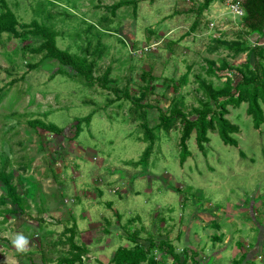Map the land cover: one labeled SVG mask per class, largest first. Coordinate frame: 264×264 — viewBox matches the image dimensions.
Here are the masks:
<instances>
[{"label":"rangeland","instance_id":"rangeland-1","mask_svg":"<svg viewBox=\"0 0 264 264\" xmlns=\"http://www.w3.org/2000/svg\"><path fill=\"white\" fill-rule=\"evenodd\" d=\"M2 1L20 24L37 22L57 34L59 49L96 65L90 85L39 53L44 39L30 29L19 28L20 37H0V169L14 174L13 183L28 201L25 213L8 199L0 203V211H15L0 217V264H57L71 249L66 230H75L77 245L88 249L84 264H116L115 255L132 248L134 237L149 257L166 264L168 247L202 221L214 228L205 237L198 233L199 245L206 246L202 253L192 240L193 254L209 264H232L235 251L252 241L262 259L250 264H264V124L255 127L248 104L229 106L226 118L239 129L232 134L238 145L226 144L216 129L201 151L194 133L184 164L181 126L160 128V110L170 114L175 100L187 115L197 116L204 101L201 83L236 85L242 73L249 74L248 60L256 67L253 54L237 55L239 45L264 46L246 29L245 16L221 0L201 15L207 0H136L137 9L116 13L112 7L127 0H0V14ZM198 20L204 33L195 43L183 42L197 31L192 27ZM213 64L217 72L228 66L222 79L218 73L209 77ZM60 69L67 74L57 75ZM108 72L105 89L100 80ZM89 116L90 123L84 121ZM35 120L66 131H37L29 124ZM146 127L153 130V151L138 165L151 146ZM6 195L0 183V200ZM217 225L229 229L230 245L221 244ZM19 236L26 239L22 249L14 243Z\"/></svg>","mask_w":264,"mask_h":264},{"label":"trees","instance_id":"trees-1","mask_svg":"<svg viewBox=\"0 0 264 264\" xmlns=\"http://www.w3.org/2000/svg\"><path fill=\"white\" fill-rule=\"evenodd\" d=\"M150 3H155L157 0H143ZM215 0H207L203 7L200 9L199 14H203L208 10ZM139 2L136 0L121 1L112 7V12L116 13L119 9L129 6H134L137 9ZM3 11L0 14V37L3 34H13L15 37H20L19 28L30 29V31L44 39V43L37 50L39 53H46L47 58H52L59 61L65 68H71L78 76L86 79L90 85L94 84V67L96 62L89 60L88 57H81L73 55L70 52L63 51L57 46V34L48 30L45 27L40 26L37 22L30 25L20 24L16 15L10 10L6 1H2ZM245 17L244 25L246 29L252 35H259L258 43L264 45V0H246L244 2ZM198 24L195 22L192 29L196 31ZM237 55L244 53H251L256 59V67H252L251 61L248 60L244 64V68L249 74L242 73V77L236 85H233L231 80H228L227 84L223 87H215L212 82L201 83L200 90L204 94V101L201 102L200 108L196 109L197 116L190 117L180 107L178 101H174L175 104L170 114L160 110V128L166 131L172 130L175 126H181V142L180 147L182 151L183 164L191 156L188 148V142L192 135L196 133L197 143L201 151L205 150V145L210 142L209 133L211 131L218 130L221 138L226 144L237 146V141L232 137L239 131L238 127L233 125L226 117L229 113L228 107H240L243 104H248V115L254 120L255 127L260 129L264 124V109L262 102L264 103V46L261 48H254L249 50L248 47L242 48L241 45L237 48ZM251 51V52H248ZM217 64H213L209 67L207 73L209 77H212L213 73L220 79L223 75L220 72H225L229 69L226 64H223L217 72ZM189 73V72H188ZM67 74L64 70H59L57 75ZM188 75L182 77L183 85H186L189 81ZM103 87H109V72L100 80ZM138 101L137 103H140ZM138 107H142L138 105ZM215 107V108H213ZM92 116L84 119L90 123ZM82 122L78 123L75 129L76 137H79L82 133ZM30 126L35 130H43L44 132L52 133L58 136H62L65 133V129H61L54 124H46L43 121L35 120L29 122ZM146 134L151 141V146L147 149L142 160L138 163H147L150 159L154 146L153 130L146 127ZM14 174L7 170L0 169V183H2L7 189L6 198H1V204L7 205V199L11 202L13 207H17L15 211L25 213L28 208V201L19 193L18 186L13 183ZM12 210L0 211V217L5 213L15 212ZM7 214V215H8ZM133 221V220H131ZM70 232L71 236L68 241L71 245V249L65 258H61L57 264H84L85 256L88 253V249L85 246H79L75 242V230H66ZM135 234V233H134ZM135 243L132 248H121L115 255L113 262L116 264H160L157 262L154 256L149 257L148 249L138 244V239L133 238ZM164 244V243H163ZM167 247L166 245H164ZM170 246V245H169ZM155 248L156 245L152 243L151 248ZM171 247V246H170ZM242 262V261H241ZM240 261H235L233 264H240Z\"/></svg>","mask_w":264,"mask_h":264},{"label":"crops","instance_id":"crops-1","mask_svg":"<svg viewBox=\"0 0 264 264\" xmlns=\"http://www.w3.org/2000/svg\"><path fill=\"white\" fill-rule=\"evenodd\" d=\"M212 12H213V10H212ZM208 13H210L209 11H207V13L205 14V16H207L208 15ZM197 23V22H196ZM198 25H201L202 23H201V21L200 20H198V23H197ZM202 27L200 28V27H198L197 28V31L195 32V33H193L192 34V38L191 39H186L185 41H183V42H187V44H192V43H195V41L197 40V38H198V36H200L201 34H203L204 33V26L203 25H201ZM205 35H206V33H205ZM182 42V43H183ZM181 44V43H180ZM190 51V50H189ZM191 52V51H190ZM195 55L197 56L198 55V53L196 54L195 53ZM192 56V55H191ZM219 211H221V210H219ZM133 220H135V219H133ZM229 223L230 224H233V223H235V225H236V220H233V221H229ZM228 223V224H229ZM162 224H164L165 225V223H162ZM181 224L183 225V220L181 221ZM130 227L132 226V224L131 225H129ZM181 226V225H180ZM198 229H197V227H196V225L194 226V225H191V227L189 228V229H187L188 227H186V233L181 237V239L180 240H182L183 242H185V243H187V246L185 245L184 247H183V245L180 243V240H179V238H178V240L176 241V242H174L173 243V245H172V247H168V250H170V252L169 253H166L165 254V256H164V259H166V255H169L170 257H169V259H167V261H168V263H166V264H169V262H170V260H172L174 263H175V259L174 258H178V260H180V258L182 257V255H184V258L185 259H183L181 262H176L175 264H177V263H179V264H186L187 263V256H188V254H190L189 256H191V257H193L192 259H190L188 262H189V264H209L208 262L209 261H205L201 256L202 255H199V253H202V250L203 249H206V246H200L201 245V242H202V239L198 236V233H199V235H201V236H206V234H209L210 232V229L209 228H214V225H210V223H208L207 224V222L206 221H202V223L200 224V225H198ZM236 227L238 228L239 227V223H237V225H236ZM236 227L235 228H233V231L234 230H236ZM200 229V231H198ZM240 229V228H239ZM216 230L218 231V232H222V235H221V238L222 239H225V241L224 242H222V240L220 241L221 242V244L222 243H224L225 245H230L233 241V238L231 237V240H230V236L229 235H227L226 233H228V231H229V229H222V227H220L219 225H217V227H216ZM198 231V232H197ZM239 231V230H238ZM237 231V232H238ZM182 232H180V233H178V236L177 237H179V236H181L182 234H181ZM218 239V236H213V239L212 240H217ZM192 240H194V245L196 246V248L197 249H199V253H196V254H193L192 253V248H193V242H192ZM264 240V239H263ZM140 243L142 242L141 240L139 241ZM182 242V243H183ZM216 242H218V241H216ZM245 242H246V240H245ZM259 243H260V239H259V241H258ZM142 244V243H141ZM192 244V245H191ZM200 244V245H199ZM254 244H252V241L250 242V243H248V242H246L245 243V245L240 249V250H238L237 252L235 251V253H234V257H235V261H243V259L247 262L246 264H250V262H253L254 261V259H256V257H258L257 256V254H259L258 252H260V246H259V244L257 245V247L256 248H254L255 246H253ZM259 246V247H258ZM253 248H254V250H253ZM176 251V252H175ZM175 252V253H174ZM185 252L187 253V254H185ZM176 255L175 257H173V255ZM217 256H219V255H217ZM159 257H160V255H159ZM158 257V258H159ZM259 259H262V257L261 256H259L258 257ZM163 259V258H162ZM163 259V260H164ZM235 261H233V263L235 262ZM232 263V264H233ZM251 264H253V263H251Z\"/></svg>","mask_w":264,"mask_h":264},{"label":"built area","instance_id":"built-area-1","mask_svg":"<svg viewBox=\"0 0 264 264\" xmlns=\"http://www.w3.org/2000/svg\"><path fill=\"white\" fill-rule=\"evenodd\" d=\"M221 1H224L226 6L238 16L240 17L245 16L243 5L246 0H221Z\"/></svg>","mask_w":264,"mask_h":264},{"label":"clouds","instance_id":"clouds-1","mask_svg":"<svg viewBox=\"0 0 264 264\" xmlns=\"http://www.w3.org/2000/svg\"><path fill=\"white\" fill-rule=\"evenodd\" d=\"M18 247L21 249L23 248V245L26 243V239L23 236H19L16 241H14Z\"/></svg>","mask_w":264,"mask_h":264}]
</instances>
